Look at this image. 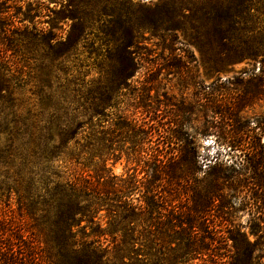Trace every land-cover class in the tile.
<instances>
[{"label":"trees","instance_id":"1","mask_svg":"<svg viewBox=\"0 0 264 264\" xmlns=\"http://www.w3.org/2000/svg\"><path fill=\"white\" fill-rule=\"evenodd\" d=\"M130 5L127 0H43L48 27L27 26L29 17L22 19L19 9L0 13V197H14L18 210L44 231L57 264H196L210 248L231 254L227 260L210 254L199 264H261L264 227L250 231L256 238L251 242L241 230H209L205 222L213 205L225 202L221 191L227 187L235 201L226 204H238L264 223V163L248 162L230 177L220 167L212 191L202 187L204 180L181 185L176 165L159 166L155 174L161 182L148 189L143 205L132 200L136 182L120 195L102 173L95 179L78 164L83 158L102 160L108 89L116 93L135 77L142 60L136 49L141 50L146 33L149 40L178 39L177 32L191 20L198 37L205 38L201 48L213 54V71L252 58L260 62L264 78V0H161L133 5L136 10ZM85 51L100 62V78L90 83ZM169 187L174 194L165 193ZM182 194L192 203L185 211L176 205ZM159 236L168 239L174 255L187 257L142 259V248L150 256ZM34 247L14 217L4 215L0 264L35 263Z\"/></svg>","mask_w":264,"mask_h":264},{"label":"rangeland","instance_id":"2","mask_svg":"<svg viewBox=\"0 0 264 264\" xmlns=\"http://www.w3.org/2000/svg\"><path fill=\"white\" fill-rule=\"evenodd\" d=\"M42 1L0 0V13L16 14L19 9L22 19H25L23 15L29 17L25 22L27 26L32 27L31 22H34L38 27H48V16L43 17L48 14H43L40 7ZM128 1L133 8L136 4L154 6L161 0ZM47 3L50 7L55 6L54 2ZM177 35L178 39L153 37L149 40L150 34L146 33L145 40L140 41L141 50L136 49L138 57H142L139 70L116 93L109 88L111 74L105 75L109 89L104 120V156L102 160L83 158L78 164L79 169L95 179L102 173L109 189L116 188L121 191L120 195L131 182H136L138 190L134 191L132 200L137 204L143 205L148 189L161 182L160 176L155 174L159 166L179 167L181 185L185 180H204L202 187L209 189L211 181L219 175L220 167L226 169L224 176L230 177L233 169L239 170L248 162L264 163V78L259 77L260 62L246 58L217 73L212 69V60L209 61L213 54L208 52V47L201 48L205 38L198 37L195 22L186 21L184 31ZM82 60L88 75L87 83L100 78V62L96 55L85 51ZM102 67L108 69L107 63ZM227 184H231V180L225 182ZM174 190L165 188V193L174 194ZM221 193L225 202L213 205L205 226L209 230L226 227L241 230L254 242L256 238L250 231L264 227V223L255 221L250 210H244L238 204L233 208L226 204L235 201L232 190L225 187ZM176 205L185 211L192 203L186 194H182ZM2 215L13 216L26 237L33 239L38 260L31 264H57L47 249L44 231L18 210L14 197H0V220ZM221 217H224L222 222ZM162 237H158L150 256L142 248V259L172 262L187 257L184 252L174 255L168 250V239L167 243L162 242ZM172 246L176 247V244ZM213 250L204 251L194 262L199 264L210 254L227 260L231 254ZM260 260L264 264V255Z\"/></svg>","mask_w":264,"mask_h":264}]
</instances>
